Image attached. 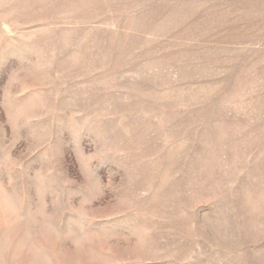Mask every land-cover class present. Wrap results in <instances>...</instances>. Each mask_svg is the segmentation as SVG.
<instances>
[{"label": "rangeland", "instance_id": "374dc122", "mask_svg": "<svg viewBox=\"0 0 264 264\" xmlns=\"http://www.w3.org/2000/svg\"><path fill=\"white\" fill-rule=\"evenodd\" d=\"M0 264H264V0H0Z\"/></svg>", "mask_w": 264, "mask_h": 264}]
</instances>
